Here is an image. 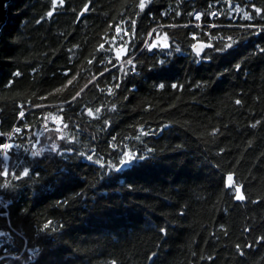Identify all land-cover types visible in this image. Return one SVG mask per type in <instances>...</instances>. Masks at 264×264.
<instances>
[{
	"label": "trees",
	"instance_id": "obj_1",
	"mask_svg": "<svg viewBox=\"0 0 264 264\" xmlns=\"http://www.w3.org/2000/svg\"><path fill=\"white\" fill-rule=\"evenodd\" d=\"M138 4L10 1L0 264H264V0Z\"/></svg>",
	"mask_w": 264,
	"mask_h": 264
},
{
	"label": "snow or ice",
	"instance_id": "obj_2",
	"mask_svg": "<svg viewBox=\"0 0 264 264\" xmlns=\"http://www.w3.org/2000/svg\"><path fill=\"white\" fill-rule=\"evenodd\" d=\"M147 2H148V0H139L138 7L140 8L141 11L145 8ZM52 3H53V7L55 8L57 6V3H59L60 5H63L64 0H52ZM255 11H256L257 14H260L261 13V10L259 8H257ZM47 15L49 17L52 16L53 15L52 11H49L47 13ZM212 15L215 16L216 13H213ZM252 18H253L252 16L245 15V19H252ZM196 19L199 20L200 19V16L197 15L196 16ZM131 23L134 25L135 24V21H132ZM117 31H119V29H117ZM127 34H128L127 30H125V35H127ZM125 43H127V42H125ZM100 47L103 48L104 46L103 45H100ZM153 47H156V45L153 44V45L150 46V48H153ZM203 47H205V45H200L199 47H197L196 45H193V49H194V51H196L197 55H200L201 49ZM209 47H210V45H209ZM226 47H231V45H226ZM117 55L119 56V54H117ZM89 63H92V61L90 60ZM126 63L132 64V61L131 60H127ZM16 75H19V73H16ZM71 82H72L71 80L68 81L69 84ZM117 87H118V85H117ZM160 87L163 88L164 85H160ZM173 87H176V86L173 85ZM109 94H112V90L111 89H109ZM236 103L239 104L240 101L237 100ZM96 111L99 112L100 109H96ZM20 115L23 116L24 114L21 113ZM88 115L89 116H92L93 115V112L91 110H89L88 111ZM16 131H19V129H17ZM143 134L144 135H147L148 133H143ZM3 147L6 149V148H9L10 145H7L6 144V145H3ZM34 155H37V153H34ZM140 158L142 159L143 157H140ZM5 159H7V157H5ZM88 159L91 160L92 157L89 156ZM136 159H137V157L135 156V154H125V158L122 159L120 161V163L122 165H128L131 162L135 161ZM4 173L7 174V167L4 168ZM23 174L25 176H27L28 175V171L25 169ZM227 186L230 187V188H232L234 190V193H235V197L234 198L236 200L243 201L245 199V196L243 195V193L241 191V186H239L238 184H236L234 182V177H233L232 174H229L227 176ZM44 227L45 228H48L49 225L48 224H45ZM162 231H164V230L162 229Z\"/></svg>",
	"mask_w": 264,
	"mask_h": 264
},
{
	"label": "built area",
	"instance_id": "obj_3",
	"mask_svg": "<svg viewBox=\"0 0 264 264\" xmlns=\"http://www.w3.org/2000/svg\"><path fill=\"white\" fill-rule=\"evenodd\" d=\"M17 129H19V131H16ZM23 132V129L18 126L17 124L7 133H3V134H8V135H12V134H19L21 135ZM10 145L9 148H4L3 145ZM18 145H13L11 142H4L2 141V143L0 144V168L1 166H3L5 164V157H8V151L11 149V148H17ZM3 200H2V197L0 196V205H4L3 204Z\"/></svg>",
	"mask_w": 264,
	"mask_h": 264
},
{
	"label": "water",
	"instance_id": "obj_4",
	"mask_svg": "<svg viewBox=\"0 0 264 264\" xmlns=\"http://www.w3.org/2000/svg\"><path fill=\"white\" fill-rule=\"evenodd\" d=\"M11 0H0V37H1V33H2V28L4 27V25L6 24L7 20H8V5L10 3ZM87 13V9H85L81 15H85ZM194 45H196L197 47H199L200 45H204V43L202 42H197ZM204 48V47H203ZM203 48L201 49V52L203 51ZM192 50L193 52L196 53V51H194L193 46H192Z\"/></svg>",
	"mask_w": 264,
	"mask_h": 264
},
{
	"label": "bare ground",
	"instance_id": "obj_5",
	"mask_svg": "<svg viewBox=\"0 0 264 264\" xmlns=\"http://www.w3.org/2000/svg\"><path fill=\"white\" fill-rule=\"evenodd\" d=\"M27 130H30V129H27ZM24 133H25L24 130H23L21 135H19V134L8 135V134H3V133L0 132V144L2 143V141L11 142L13 145H18L17 148H11V150L18 149L20 147V145H21V139H22Z\"/></svg>",
	"mask_w": 264,
	"mask_h": 264
},
{
	"label": "rangeland",
	"instance_id": "obj_6",
	"mask_svg": "<svg viewBox=\"0 0 264 264\" xmlns=\"http://www.w3.org/2000/svg\"><path fill=\"white\" fill-rule=\"evenodd\" d=\"M235 3H238L237 1H234ZM197 15H200L199 13ZM239 15H246L245 14V9L244 8H237L234 12H230L229 14V18L230 19H234L235 17L237 18ZM248 16H250V14H247ZM119 34L124 33V30H119L117 31ZM125 34V33H124ZM195 37V36H194ZM116 53L119 54V58H121V56L124 54V50L122 51L120 48L115 49ZM31 134L35 135L36 134V130H32Z\"/></svg>",
	"mask_w": 264,
	"mask_h": 264
},
{
	"label": "flooded vegetation",
	"instance_id": "obj_7",
	"mask_svg": "<svg viewBox=\"0 0 264 264\" xmlns=\"http://www.w3.org/2000/svg\"><path fill=\"white\" fill-rule=\"evenodd\" d=\"M128 20H124L122 21L119 25H117L116 29H119V30H124V28H127V32H128V29H130V25L128 24Z\"/></svg>",
	"mask_w": 264,
	"mask_h": 264
}]
</instances>
